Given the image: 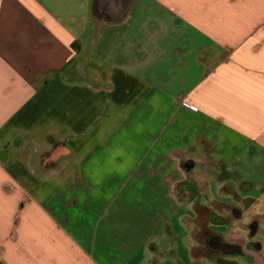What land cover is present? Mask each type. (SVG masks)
<instances>
[{
	"label": "crops",
	"instance_id": "obj_1",
	"mask_svg": "<svg viewBox=\"0 0 264 264\" xmlns=\"http://www.w3.org/2000/svg\"><path fill=\"white\" fill-rule=\"evenodd\" d=\"M199 156L264 215V0H0V264H152Z\"/></svg>",
	"mask_w": 264,
	"mask_h": 264
},
{
	"label": "rangeland",
	"instance_id": "obj_2",
	"mask_svg": "<svg viewBox=\"0 0 264 264\" xmlns=\"http://www.w3.org/2000/svg\"><path fill=\"white\" fill-rule=\"evenodd\" d=\"M108 33L110 32H107L106 29H101L99 31L100 38H102L99 43V48L102 51L105 48V39ZM110 36L111 35H109V38ZM192 74H190L189 77ZM198 76V74H195L194 78L196 79ZM194 159L195 168H191V163L185 165V162L180 164L178 169L177 179L179 182L175 185L173 192V195H175L174 202L178 207V216L173 222V224L178 225L175 228L176 232H172V228L167 227L165 229L166 234L159 239L160 251L157 248L158 251L156 253L158 259L149 260L148 263L157 264L158 262L155 263L154 261H159V257H161L163 260L161 264H172L169 261L167 262V259L171 256H176L177 251L185 257L184 261L187 259L189 264H237V262L238 264H245L239 261V259L227 258L219 253L211 252L205 246V232L215 233L225 241L237 243L245 241L244 237L247 232L243 230L240 225L237 226L242 229L235 228L237 222L231 215V211L236 210L235 197L228 198L218 194L224 193L227 191L226 189H228L227 187H225L226 189H224V187L220 188L219 184V181L224 179V169L220 168L217 164L211 165L210 168L202 169V158L199 156ZM128 164L130 165V163ZM135 165L136 164L133 162L130 176L132 181L134 178L138 177V172L144 173L141 165ZM183 166L188 167L183 168ZM256 169L257 172L261 173L259 175L261 177L262 174H264V168L259 164ZM236 174L240 176L239 179L236 178ZM226 175L227 179L229 178L228 181L235 184H232L233 188L235 186L240 194H246L254 190L253 193L259 198V209H263L264 192L262 193V188L264 191V180H259V176H254L251 169L245 168L236 170L232 168ZM255 178L256 187L250 190V186H246V183H252L251 181ZM240 183H243L244 186ZM249 219V217L245 219L247 223ZM261 229L264 231V225L261 226ZM247 238H249V236ZM257 239L262 241V245H264V237L260 232L257 235ZM175 264H182V261H177Z\"/></svg>",
	"mask_w": 264,
	"mask_h": 264
},
{
	"label": "flooded vegetation",
	"instance_id": "obj_3",
	"mask_svg": "<svg viewBox=\"0 0 264 264\" xmlns=\"http://www.w3.org/2000/svg\"><path fill=\"white\" fill-rule=\"evenodd\" d=\"M263 225L264 215L261 214L252 216L247 225L244 226V230L247 232L246 236H249L248 239L255 238V240L251 242H228L215 233L205 232V246L211 252L219 253L223 257L239 259V261L245 264H264V245H262V241L257 239L259 232L264 237V231L261 229ZM222 244H226L227 246L222 249Z\"/></svg>",
	"mask_w": 264,
	"mask_h": 264
},
{
	"label": "water",
	"instance_id": "obj_4",
	"mask_svg": "<svg viewBox=\"0 0 264 264\" xmlns=\"http://www.w3.org/2000/svg\"><path fill=\"white\" fill-rule=\"evenodd\" d=\"M227 245L226 244H222L221 245V248L223 249L224 247H226Z\"/></svg>",
	"mask_w": 264,
	"mask_h": 264
}]
</instances>
